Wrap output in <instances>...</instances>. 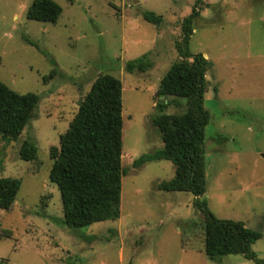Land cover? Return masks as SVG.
I'll return each instance as SVG.
<instances>
[{"label": "rangeland", "instance_id": "1", "mask_svg": "<svg viewBox=\"0 0 264 264\" xmlns=\"http://www.w3.org/2000/svg\"><path fill=\"white\" fill-rule=\"evenodd\" d=\"M32 1L0 0V79L40 96L17 140L0 135V177L21 180L12 208H0V264H258L241 254L206 255L205 216L196 197L158 188L175 175L171 160L134 165L163 146L152 123L165 98L157 91L179 59L175 43L194 8L199 15L189 47L210 63L201 200L217 217L260 231L251 249L264 261V0H55L62 7L55 23L29 19ZM144 10L162 15V24L144 19ZM144 54L152 67L125 70L127 61ZM54 66L60 73L44 80ZM104 73L123 83L121 216L74 229L63 223L61 193L49 176L50 149L59 146L80 100ZM180 103L163 113L184 112L185 99ZM26 139L38 146L33 164L19 155Z\"/></svg>", "mask_w": 264, "mask_h": 264}, {"label": "trees", "instance_id": "2", "mask_svg": "<svg viewBox=\"0 0 264 264\" xmlns=\"http://www.w3.org/2000/svg\"><path fill=\"white\" fill-rule=\"evenodd\" d=\"M61 13L62 7L55 0H33L27 9L29 19L51 23H55ZM198 15L194 8L183 18L181 38L175 43L179 59L164 74L157 91L165 98L157 104L160 113L152 116V123L161 133L163 146L142 154L134 160V165L139 167L146 161L160 159L174 163L175 175L161 181L158 188L187 191L196 197L195 205L205 216L202 233L208 257L217 259L226 254H241L264 264L251 249V244L261 238V232L241 220L217 217L207 208L206 201L201 200L207 188L204 140L211 115L204 105L206 73L210 63L203 53L193 54L189 47ZM143 17L156 25L163 22V16L152 10H144ZM24 39L36 45L29 38ZM50 61L55 64L54 59L50 58ZM152 66L153 62L144 54L127 61L125 70L147 71ZM59 73L54 66L44 80ZM180 98L186 101L184 112L163 113L170 104L180 105ZM39 101L37 93L17 92L0 79V135L4 140L19 138L34 117ZM122 110L121 78L109 73L100 74L80 100L68 128L60 135L59 146L50 149L53 163L49 176L60 190L63 223L70 228L117 220L121 216L122 178L126 173L122 165ZM19 155L33 164L39 160L38 146L26 139L21 144ZM20 187L19 178L0 177L1 209L12 208ZM83 237L92 240L95 236L84 234Z\"/></svg>", "mask_w": 264, "mask_h": 264}]
</instances>
